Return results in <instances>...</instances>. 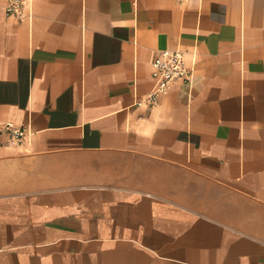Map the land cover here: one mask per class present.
Listing matches in <instances>:
<instances>
[{
  "label": "crops",
  "instance_id": "crops-1",
  "mask_svg": "<svg viewBox=\"0 0 264 264\" xmlns=\"http://www.w3.org/2000/svg\"><path fill=\"white\" fill-rule=\"evenodd\" d=\"M6 3L0 264H264V0Z\"/></svg>",
  "mask_w": 264,
  "mask_h": 264
},
{
  "label": "built area",
  "instance_id": "built-area-1",
  "mask_svg": "<svg viewBox=\"0 0 264 264\" xmlns=\"http://www.w3.org/2000/svg\"><path fill=\"white\" fill-rule=\"evenodd\" d=\"M26 3L27 0H7L6 11L16 18L24 17L27 15L25 12ZM150 64L153 85L148 93L135 99L137 105L156 104L159 97L169 90L170 84L174 80L188 81L192 73V68L186 62L184 51L179 48H164L155 51L150 59ZM0 132H5L11 142L30 141L33 134L30 127L16 125L11 121L1 122Z\"/></svg>",
  "mask_w": 264,
  "mask_h": 264
}]
</instances>
